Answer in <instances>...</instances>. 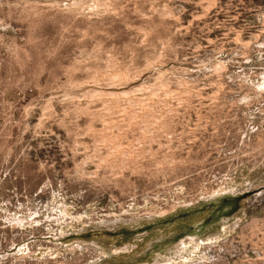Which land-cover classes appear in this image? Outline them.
<instances>
[{"label": "rangeland", "instance_id": "rangeland-1", "mask_svg": "<svg viewBox=\"0 0 264 264\" xmlns=\"http://www.w3.org/2000/svg\"><path fill=\"white\" fill-rule=\"evenodd\" d=\"M0 264H264V0H0Z\"/></svg>", "mask_w": 264, "mask_h": 264}]
</instances>
